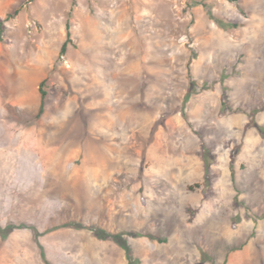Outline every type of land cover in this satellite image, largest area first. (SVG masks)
I'll list each match as a JSON object with an SVG mask.
<instances>
[{
    "label": "rangeland",
    "instance_id": "obj_1",
    "mask_svg": "<svg viewBox=\"0 0 264 264\" xmlns=\"http://www.w3.org/2000/svg\"><path fill=\"white\" fill-rule=\"evenodd\" d=\"M263 129L264 0H0V264H264Z\"/></svg>",
    "mask_w": 264,
    "mask_h": 264
},
{
    "label": "trees",
    "instance_id": "obj_2",
    "mask_svg": "<svg viewBox=\"0 0 264 264\" xmlns=\"http://www.w3.org/2000/svg\"><path fill=\"white\" fill-rule=\"evenodd\" d=\"M230 1L234 2V1H237V0H230ZM18 13H19V9H17L15 11V14H18ZM70 27L71 26L68 23L67 24V39H66L65 43L63 44V46L61 48V53H60L61 56L66 53L68 44L71 41V31H70ZM40 95H41V105H40V109H39V113H38L39 116H41L44 113L45 97H46V92L42 88H40ZM262 133H263V136H264V129L262 130Z\"/></svg>",
    "mask_w": 264,
    "mask_h": 264
}]
</instances>
